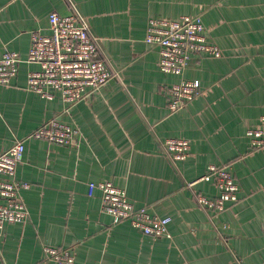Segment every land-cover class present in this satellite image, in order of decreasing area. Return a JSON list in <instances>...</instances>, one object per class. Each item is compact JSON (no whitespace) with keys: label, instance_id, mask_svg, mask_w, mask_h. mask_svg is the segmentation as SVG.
Masks as SVG:
<instances>
[{"label":"crops","instance_id":"0c3cea01","mask_svg":"<svg viewBox=\"0 0 264 264\" xmlns=\"http://www.w3.org/2000/svg\"><path fill=\"white\" fill-rule=\"evenodd\" d=\"M84 18L115 77L66 108L59 98L26 90L31 34L48 35L50 13ZM200 17L220 58L194 56L181 76L160 71L158 49L145 42L152 18ZM21 62L10 86H0V154L55 118L80 133L74 146L25 141L16 180L23 224L0 232V264H56L43 248L68 250L76 264H264V148L251 150L246 131L264 117V0H0V57ZM198 81L201 95L170 112L163 89ZM166 139L190 151L173 163ZM209 165L230 168L238 201L214 213L198 197L219 190L202 180ZM123 189L136 209L170 217L169 237L145 236L101 210L90 182ZM193 183L191 186L189 184Z\"/></svg>","mask_w":264,"mask_h":264},{"label":"built area","instance_id":"2783aa9c","mask_svg":"<svg viewBox=\"0 0 264 264\" xmlns=\"http://www.w3.org/2000/svg\"><path fill=\"white\" fill-rule=\"evenodd\" d=\"M48 22V35L31 34L26 61L39 65V70L28 73L26 90L48 101L59 98L68 108L97 92L115 75L102 57L97 39L91 35L83 17L76 12L67 16L53 12L49 14ZM204 31L200 17L182 16L177 20L152 18L147 24L145 42L158 49L161 72L181 76L194 56L221 57V49L207 41ZM20 62L15 52L5 51L1 55L0 86H10ZM163 91L170 97V112L183 109L201 95L200 83L189 80H181ZM79 136L78 129L52 118L0 154V232L5 224H23L29 218L20 197V192L28 189L29 185L16 180V169L25 153V141L37 139L49 144L74 146L79 142ZM246 136L251 150L264 148V117L257 127L246 131ZM162 147L173 163L185 160L190 151L189 142L184 139H166ZM201 179L212 180L219 196L214 199L199 196L197 202L200 207L221 213L228 203L238 201L239 189L229 167L209 165ZM95 191L101 194L102 212L109 215L114 224L127 222L145 236L169 237L170 217L152 215L145 207L136 209L125 191L109 181L90 182L88 196L92 197ZM43 252L56 264H76L68 250L46 246Z\"/></svg>","mask_w":264,"mask_h":264}]
</instances>
